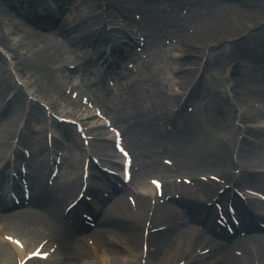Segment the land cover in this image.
Instances as JSON below:
<instances>
[{"label": "bare ground", "instance_id": "6f19581e", "mask_svg": "<svg viewBox=\"0 0 264 264\" xmlns=\"http://www.w3.org/2000/svg\"><path fill=\"white\" fill-rule=\"evenodd\" d=\"M74 1V9L78 12H83L84 14H77L76 16L73 15L72 17H68L65 20L69 21L71 27L69 30H64L62 26L59 29H56L55 32L44 30V32L37 31L34 29L31 31L32 40L26 44V46L21 47L16 45L14 48H11V53L17 57L18 61L16 62L17 66L20 67L21 74L25 76H29L30 78H35L36 84V93L45 97L47 94L54 95L58 100H65L69 102V105L74 110V113L77 114L80 112V104L77 100L71 99L67 94L68 89V82L67 78H72V72H66V65H77L75 71H78L79 79H81V83H85L88 77V74L94 76L93 71L90 67H97L99 71H112L116 65V61L108 62V54L106 49L103 47L108 42V37L102 31L101 21L99 15L95 13L96 8L99 6V1L97 0H90L86 2V0H73ZM107 4H112L116 2V0H104ZM194 7L196 8V15L191 17L187 25H194L196 31H198L197 37H189L187 34L186 29L181 31V37L179 39L182 44L186 45L182 49H179V54L176 56V60L178 59L179 68L177 69L180 71V76L178 77V81L180 87L182 89H188L191 87L193 83L196 81L197 70H192L189 68H184V65L189 64L191 60H186V54L190 52V48L199 46L202 40L209 41L211 43H219L220 40L223 39H231L233 35L238 31L242 30L240 33L236 35H240L245 31L249 30L251 27L259 25L264 20V7H259V9L248 10L243 9V4L246 3L244 0H233L236 2L232 4V18L233 23L229 26L226 19L219 17V13H212L208 19L206 18L207 12L212 8L217 9L219 6L220 0H200L195 1ZM249 1V0H248ZM253 1V0H252ZM28 2V1H27ZM262 4H264V0H260ZM12 1L10 2H3L0 0V44L4 45L3 42L7 36L12 34V31L16 33L17 36H21L22 34L18 23L10 18L11 16V6ZM14 5V3H13ZM27 12L33 13V9L31 5H27ZM81 6V9L79 8ZM231 5L229 6V8ZM210 12V11H209ZM100 13V12H99ZM126 15H128L125 12ZM75 16V17H74ZM39 26H47L48 23L44 18L42 20L37 21V17H33ZM129 18V17H128ZM130 19V18H129ZM49 20V19H48ZM221 22V23H219ZM41 25H40V24ZM68 23V22H66ZM153 23V21L151 22ZM228 23V24H227ZM231 27L233 28V32L230 34L225 33L223 27ZM10 27L11 29H7ZM222 28L223 31L221 32L215 28ZM36 28V27H35ZM215 30V31H214ZM68 31V32H67ZM118 32L119 29L117 30ZM220 32L219 34L216 32ZM72 33V34H71ZM123 34V33H122ZM13 35V34H12ZM36 40H45V46H48L47 52L43 49H37ZM116 42H121L120 36H116ZM134 40H128L129 46H132ZM137 45V43H136ZM153 45H156L159 49L163 50L162 40L159 36V33L153 30H148L146 34V42H145V49L149 50V48ZM264 45V43H263ZM5 48L8 45H4ZM88 47H94L96 50L95 58H90L88 61L87 58H82L81 55L78 53H82V55L86 54V49ZM206 47V46H205ZM120 48V50H119ZM119 48L114 50V54L116 58L122 59L126 57L132 49L122 50V44H120ZM24 50V52H21ZM35 53L36 58L33 59V54ZM49 53V54H48ZM55 60L57 62V67L55 69V73H50L44 67L40 66V68H36V62L46 61V60ZM69 60L75 61L74 63H67ZM79 61V62H78ZM198 62L197 60H194ZM226 61V59H222L221 62ZM197 64L199 67L201 64V60ZM218 61L215 60L213 64H217ZM36 65H40L36 64ZM210 64H208L209 66ZM207 67V65L205 66ZM80 71H84L80 73ZM193 71H196L195 75L192 74ZM100 73V74H101ZM54 74H58L60 78H63L62 82L60 83L61 79L59 78V83H57L54 79ZM63 75H65L63 77ZM84 76V77H83ZM98 83L92 84L96 86ZM209 91L208 89L205 90ZM5 96V92L0 89V103H2ZM194 96V92H190L188 98ZM151 98H144L145 105L138 108L134 115H131L128 118L127 124L124 128V135L127 140L132 141L135 145L138 146V143L142 145L143 136L150 132V128H154V125L159 120V113L167 115L169 112L172 111L173 107L180 103L178 100V95L166 94V92L161 88L155 90V92L150 95ZM6 99V98H5ZM18 100H21L18 99ZM209 100H214L209 97ZM21 101H18L16 105H12L11 109L0 118V136L2 137V142L4 144H8L12 135L18 132V122L16 116L18 113L22 114L21 110ZM41 116L37 115H28L27 119L29 120H36L39 119ZM38 132V131H37ZM46 131L44 133L45 137ZM42 133L38 132L30 141L28 140L27 143H31L32 145V156L31 161L32 163V170L33 175H29V178L35 179V176L39 175L43 170H46L49 167V163L46 162L47 151L45 153V147H43L42 143L37 144L40 140ZM94 136L95 134H91ZM46 139V137H45ZM47 140L44 141L46 143ZM55 149L60 144L55 140ZM47 144V143H46ZM96 143H93L95 146ZM54 147V146H53ZM189 147L191 149L195 148V157L196 152H200L203 155V160H199L198 158L191 159L192 163H189L190 169H193V174H195L198 169H201V166L208 165L207 168H214L215 170L219 171L225 167L227 164V160L218 158L215 154H213L210 150L206 148L205 141L199 140V134L192 136L189 140ZM107 154L110 152L114 153V148L108 145L106 146ZM47 150V149H46ZM1 153V152H0ZM117 155L116 153H114ZM118 156V155H117ZM65 161V166L62 169L61 176L63 179L60 185H55V189L58 191V194L50 197H46L44 194H40L38 199L43 202L46 200L47 205H43L47 210L48 214H38V212H30L26 210H20L19 212H10L6 214L4 217H0V227L2 228H16L19 232L17 235L25 238H29L30 236H40L43 233L53 234V232L57 233L61 226L57 223L58 218L55 214L61 215L60 211H55L54 214H51V211L54 210L56 207V200L60 198H64L70 196L74 193L76 189H78L79 184L77 181V177L75 176V172L71 168L73 163ZM143 167H151L152 164L148 163L146 160L142 161ZM254 166L256 169L260 168V164H252V161L246 160V163L243 164V167ZM69 168V170H68ZM146 170H142V172H135L134 179L132 183H140L142 179V174L145 173ZM197 177V176H195ZM201 184V188H199L200 193L205 195L206 190L210 189L209 186ZM166 185V189L170 190L171 188ZM185 186V185H184ZM124 191L129 196H133L136 200V206L133 204L132 200L129 198V201H126V197L117 200L115 203L110 205V208L106 211V215H108L105 220V225L102 228H98L97 230L93 231L94 234V241L95 246L98 247V250L95 249V246L91 247L88 245L84 239L77 240L75 245L72 243H65L63 242L64 248H62V252H60V259H68L67 264H85L88 262L89 264H97V262H105L103 264L109 263V257H113V259L117 263L122 264H136L131 259V254L134 258H138L140 254V260L142 253L149 254L148 260H146L147 264H169L173 263L175 259L179 258L184 252L188 243L192 239L195 231L192 228H183L180 231L178 229L174 230V234H164L166 240L170 242L167 245H163L161 240H164V236H161V239L154 241L152 239L153 236L149 235L146 236L144 232V228L146 230L147 223H145L148 212L150 210V199H151V190L145 189L143 191H133L132 188L129 186H124ZM188 197H192L197 199L194 194H186ZM199 197V195H198ZM198 200V199H197ZM160 208V207H159ZM62 212V211H61ZM164 213L165 215L168 214V211L164 209H160L157 211L155 216H150L147 218L149 223H155L158 221H165V219H159V215ZM37 214V215H36ZM116 215V216H115ZM119 217V219H117ZM145 217V221L143 226L141 225V220ZM153 219V220H152ZM156 227V225L154 226ZM22 228V231H21ZM122 229V231H121ZM172 230V228H171ZM170 233V231H169ZM23 234V235H22ZM92 235V233H91ZM154 235V234H152ZM119 236H125L128 241L132 244L130 252L128 247H125L124 244L120 242H114L113 238ZM120 240V239H119ZM149 241V245L145 248ZM29 242V241H28ZM156 243V245L154 243ZM94 243V242H93ZM71 246L73 249L72 251H68L66 248ZM152 246H156V249H152ZM162 247V249H161ZM14 246H7L5 244V248L3 247L0 249V264H12V260H15L16 257H12L14 254L13 250ZM216 249H219L223 252V254L227 255V250L223 248V246H217ZM13 250V251H12ZM161 250L163 253L161 254ZM12 253V254H11ZM25 254V252H21V257ZM215 258H220L219 255L215 254ZM227 258L229 256L227 255ZM34 260H32L33 262ZM140 263V261H139ZM171 263V264H172ZM221 264H225L221 262Z\"/></svg>", "mask_w": 264, "mask_h": 264}, {"label": "rangeland", "instance_id": "374dc122", "mask_svg": "<svg viewBox=\"0 0 264 264\" xmlns=\"http://www.w3.org/2000/svg\"><path fill=\"white\" fill-rule=\"evenodd\" d=\"M90 0H86V2H88ZM99 1V6L96 8L95 13H99V7L101 4H103L102 0H98ZM104 1V0H103ZM129 1V0H127ZM246 1V3L243 4V9H248V10H254V9H259L260 7V1L259 0H244ZM135 1L130 2L131 7L132 6H136V4L134 3ZM249 2V3H248ZM97 3V0H96ZM227 6L225 7L224 10H222L221 8V4H219L217 9H212V13H219V17H222L224 19L227 20V23L229 26H231L230 22H234L233 21V16H232V4L231 3H235V2H231V1H226ZM117 9L119 11V13L113 12L112 10H110L111 15H114V17H110L111 20L113 21V23H115V25H119L122 24L121 21V13L122 11V7L124 8V10L126 11V13H129L130 15L132 14V10L129 8H126V5L124 6L123 3H119L117 2ZM115 4V5H116ZM119 4V5H118ZM123 4V5H122ZM236 4V3H235ZM167 5V2L162 4V6H159L157 9H153L152 11H156V10H160L161 14H163V12L165 11V6ZM231 5V7L229 8V6ZM121 6V7H120ZM118 7L121 9V13L120 10L118 9ZM139 11H144L145 10V6H142V4L139 5L138 7ZM74 14V13H73ZM79 14H84L83 12H78ZM76 14V15H77ZM264 15V14H263ZM120 17V18H117ZM208 19V18H207ZM221 23V22H219ZM123 26H128L129 28L132 29L131 25H127V24H122ZM161 25L160 23H158V26ZM257 26V25H256ZM193 32L188 33L189 37H197L198 36V31H196V28L193 26ZM220 30L221 32L225 31V33L230 34V32H233V28L231 27H223L222 28H215ZM215 31V30H214ZM242 30H238L234 35L233 38L231 39H223L220 40L219 43H211L209 41H205L202 40L199 46L196 47H192L190 48V52H188L185 57L186 60H191V62L189 64L184 65V68H191L192 70H196L197 69V64H194L197 60L198 62L202 59H204L206 62L207 61H213V59L215 57H218V63H217V68L216 67H211L207 72H204V69H201L198 74L201 76L199 79H201V84H199L196 88V93L198 96H202V87L209 81L210 84V89L214 92L215 95H217V99L213 100L214 102H212L211 100H203L200 102H196L193 105L194 111L189 113V111H187V115L186 117H189L191 120V123L193 124L194 121H196V119H198V116H200L202 118L201 122H197L198 123V131L200 133V139L201 141H207L208 145H212L214 144L213 141L215 143H219L221 142L222 139H225L226 137H228L230 135L231 139H234V141H239L242 140L241 139V135L240 132L237 130V125H239V127L244 126L241 122L242 120V116H248L250 115L252 110L254 109V106L252 105V103L254 102H261L264 103V93L262 92V86H264L262 79L264 78V74L260 73L259 71V66H255V65H249L246 66L244 64H241L240 66H235V64L233 62H231V59H228V55L232 52L234 55L238 56L240 55L239 50H236L235 45H237V47H240L242 44H255V42H258V38H261L264 36L260 34V31H264V20L263 23L257 27L253 26L251 27L249 30L245 31L244 33L240 34V35H236L238 33H240ZM218 34L220 32L216 31ZM133 37H134V31L130 32ZM231 35V34H230ZM17 37V36H16ZM14 36L10 37V40L8 42L9 46L12 47L14 46L15 42H18L20 40V37L17 38L16 41H14V39L16 38ZM236 38V39H235ZM238 41H243L242 43L238 44ZM175 44V43H173ZM186 45L181 43H176V45H170V47L168 48L166 53H161L159 50L155 49L153 51H150L149 54L146 53L148 55V58L150 59V62L148 64H144L143 62H140L139 67H138V71H137V75L134 77L133 81L134 82V87L131 88L128 87V91L129 94H132L133 92H137L139 89H142L144 87H147L145 82L146 79L149 78L150 75H154V76H158L160 78V80H157L155 83H152L150 85L151 86H162L163 90H165L167 93L169 94H175L178 91L182 94H184V91H182V87H180L179 81H178V77L180 76V71L175 73V71L179 68V64L178 59H174L172 61V59H169V51L172 50L171 48L174 47L175 49L172 50V54L174 56H177L179 54V49H182L183 47H185ZM206 46V47H205ZM39 49V45L37 46ZM90 48L88 47L85 51L86 54L82 55V53H78L79 55H81L82 58H90L91 54L93 52H89ZM24 52V50H23ZM222 59H226V61H223L222 63H220V60ZM75 61L73 60H69L67 63H74ZM79 62V61H78ZM171 62V63H169ZM196 62V63H198ZM243 63H245V61H243ZM1 66L3 67V71L4 74L6 76H8V72H7V66L6 64L0 62ZM42 67L43 66V62L41 61ZM40 64V65H41ZM95 72V70L93 71V73ZM214 74V78H209L210 77V73ZM196 71H193L192 74L195 75ZM252 75V81H247L246 75ZM19 75L21 76V78H23L25 80V82L28 80L31 83V89L27 91V94H30L32 96L35 95L34 91L37 90L36 87H34V85H36L34 82V79H31L29 77L26 78V76H23L19 73ZM76 75V73H75ZM93 76H89L90 79H88V81L84 84L81 85L79 88H77L76 90H78L81 94H89V95H94L97 97V100H99L100 102V106H102L104 108V110L106 111L107 114H109L114 122L116 123L125 111H127V107H125L123 105L122 102H119L117 100V97H113L109 98L108 97V102H105V98H104V94H109L106 92V85L105 83L102 81L100 84V89L99 92L97 93V95L93 94V91L90 90V84H91V78ZM227 79V80H225ZM72 80L74 81V84H77L79 81V78H75L73 77ZM93 80H95V78H93ZM56 81V80H55ZM241 82L243 85L244 84H250V90L252 91L251 93L248 91H244L245 94V102H240V96H243L241 93V87L238 86L236 84V82ZM159 83V84H158ZM239 84V83H238ZM191 87H189L188 91L190 90ZM37 96V95H35ZM33 96L35 99H37L39 102H43V104H48L49 106H47V110L49 111L50 114L49 115H57V117L60 118H69L72 119L71 117H75L77 119H79V116L74 115V110L72 109V107L69 105V103H66L64 100H56V97L51 94H47L45 97L41 96H37L35 97ZM145 97L146 98H151L150 97V91L145 90ZM239 100H238V99ZM205 103V104H204ZM30 104V103H29ZM224 105H228L230 107V109L233 111V119H231L230 114L226 113V114H222V107ZM41 108V109H40ZM52 108V109H51ZM219 108H221V112L219 110ZM28 109L27 105H24L22 110ZM216 109V110H215ZM39 112V115L41 116L39 119H36L31 126L35 128V132L34 134L40 132L42 133V137H39V141L37 142V144L42 143L43 147H46V144L44 143L45 141V137H44V133L45 131L50 130V124H57L56 121H52V123L46 118L45 113L43 108L37 104V108H35V114ZM255 112H258L257 110H255ZM87 114V113H85ZM207 114V115H206ZM89 115V114H88ZM16 116H18V118L16 119V121L18 122L21 113H18ZM183 115L180 114L179 118H181ZM239 116L237 119L236 117ZM92 121V120H91ZM95 121H97V119L95 118ZM23 122V121H21ZM190 122V121H189ZM37 124V125H36ZM173 124V123H172ZM66 126V125H65ZM56 129L58 130V128H60V125H56ZM62 128L64 129V132L68 135V137L70 139H72L71 141H69L68 139L66 141H64V145L60 146V149L62 150V152L64 153V155H66L69 160L71 159L72 162L76 163V168H78L80 161L82 160V152L80 150V142H79V136H77V134L74 131V127L71 126L70 128L64 127L62 126ZM38 131V132H37ZM238 131V132H237ZM54 136H59L60 134L57 131H54ZM58 138V137H57ZM2 140V137L0 136V142ZM35 140V138H34ZM36 141V140H35ZM156 149V147H155ZM70 151L74 152V153H79V157H74L73 155L71 156ZM214 153V152H213ZM75 160V161H74ZM206 168V167H205ZM74 169V170H75ZM180 176H186L187 174L184 173L182 170L179 171ZM204 172H212V170L210 169H204ZM144 186L140 187V191H143ZM57 209H62L61 206L57 207ZM22 231V229H21ZM4 232H9L11 234H16L19 233L16 228H11V230L2 228L0 229V249H2L3 247L5 248V244L7 243L4 238L2 237V233ZM44 235L42 234V236H39L37 238L30 236L29 238H24V242L26 245V241L27 243H29L30 247H33L37 242H39L41 239H43ZM29 241V242H28ZM8 246V243L6 244ZM12 254V253H11ZM14 254H12L13 257ZM59 261V259L56 260V262H54V264H58L57 262ZM12 264H14V260H12ZM17 262V261H16ZM225 263V261H222ZM89 264V263H88ZM233 264H245L243 261L241 260H235Z\"/></svg>", "mask_w": 264, "mask_h": 264}]
</instances>
